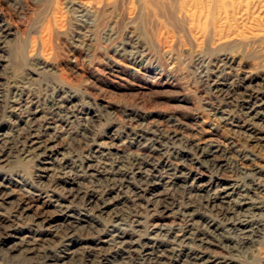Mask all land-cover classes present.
I'll return each mask as SVG.
<instances>
[{"label":"rangeland","instance_id":"rangeland-1","mask_svg":"<svg viewBox=\"0 0 264 264\" xmlns=\"http://www.w3.org/2000/svg\"><path fill=\"white\" fill-rule=\"evenodd\" d=\"M75 1L87 5L83 23ZM78 1L0 0V183L14 188L0 195V264H183L157 247L162 227L201 238L209 257L264 264V129L239 106L264 92V0ZM129 39L142 62L113 53ZM224 57L227 94H215ZM32 124L62 153L46 173L20 152ZM237 193L260 211L239 213ZM89 199L112 205L100 213ZM57 205L80 219L73 232ZM115 225L133 252L100 243Z\"/></svg>","mask_w":264,"mask_h":264},{"label":"bare ground","instance_id":"bare-ground-1","mask_svg":"<svg viewBox=\"0 0 264 264\" xmlns=\"http://www.w3.org/2000/svg\"><path fill=\"white\" fill-rule=\"evenodd\" d=\"M78 1V0H77ZM187 1V0H186ZM192 1V0H191ZM191 1H189L190 6V9H192L193 11V7L194 5L192 6L191 4ZM196 1V0H194ZM222 1V0H221ZM243 1V0H242ZM73 3V2H72ZM186 3V2H185ZM223 3V1H222ZM244 3V2H243ZM193 4H195L193 2ZM251 4V3H250ZM71 5V3H70ZM196 5V4H195ZM72 6V5H71ZM74 6H75V9L78 13V16L77 18L80 19V21L83 23L85 21H83V19L86 17V14L88 13V11L86 10L87 9V5L86 3H83L81 1H78V2H74ZM239 6V5H238ZM199 7V6H198ZM187 9V7H185ZM200 8H202V5L200 6ZM199 8V9H200ZM205 8V7H204ZM224 8V7H223ZM232 8V7H231ZM74 9V10H75ZM189 9V8H188ZM195 9V8H194ZM244 9V8H243ZM201 10V9H200ZM205 10V9H204ZM190 11V10H189ZM234 11V10H233ZM236 11V10H235ZM238 11V9H237ZM244 11V10H243ZM197 12H200V11H197ZM190 15L189 18L191 20H193L195 18V13L193 12L191 14V12H189ZM201 13V12H200ZM233 13V12H232ZM235 13V12H234ZM207 14V13H206ZM188 15V14H187ZM199 15V14H198ZM197 16V14H196ZM204 16V15H203ZM202 16V17H203ZM201 16L199 15V18L197 16V18L199 19L198 22H200ZM209 18V17H208ZM194 21H196L194 19ZM196 21V22H197ZM195 22V23H196ZM192 23V21H191ZM194 23V22H193ZM192 23V24H193ZM86 24V23H85ZM85 26V25H84ZM198 26V23L197 25ZM199 27V26H198ZM47 30H48V33L45 34L41 40V47H43L44 51L47 49L48 45H49V36H50V28H49V25L47 27ZM51 38V37H50ZM131 38V37H130ZM131 40V39H129ZM132 41V40H131ZM136 41V40H135ZM128 43V44H126ZM125 45H122L121 47H118L116 49H114L113 53L116 54V55H119V56H125V57H128L130 60L132 61H137L138 63L139 62H142L143 58L145 57V53H143V50L142 49H139L138 47V44L136 45L135 43H133V41L131 42L132 44H130L129 42H126ZM125 46L126 48L129 47V49H125ZM221 62V63H220ZM220 64H222L220 66V74L221 76L217 77L215 81H213L212 83V88L214 89V93H220L222 94L223 92L226 93V91L224 90L225 89V81H224V75L226 74L225 73V66H226V63L227 62V59L224 57L223 59L220 60ZM136 64V63H135ZM41 66H43V68H46V62H41L40 63ZM219 68V67H218ZM16 85V84H15ZM12 86V85H11ZM19 88V87H18ZM25 88V87H24ZM248 89V88H247ZM11 90V89H10ZM247 91V90H246ZM254 91V90H253ZM24 92V91H23ZM258 92V93H257ZM255 93H252L251 94H243L244 95V98L240 101V107L242 108L243 110V113L241 114V117H243L245 119V122L246 123H251V124H254V125H258L260 126L259 129H264V127H262V125H264V92H259L257 91ZM0 94H1V88H0ZM227 94V93H226ZM3 95V94H2ZM232 97V96H231ZM1 98V97H0ZM4 98V97H3ZM14 98V96H13ZM231 99V98H229ZM19 100V99H17ZM17 100H14L12 101V104L10 106V112L14 113V111H16V107H19L20 106V101H17ZM10 101V100H9ZM239 102V101H237ZM238 104V103H237ZM62 105V104H61ZM21 106H25V105H21ZM21 109V108H20ZM8 111V110H7ZM20 112V110H18ZM18 112V113H19ZM17 113V115H18ZM28 113V112H27ZM27 113L26 116L28 115ZM24 115V113H22ZM21 117H23L21 115ZM28 117V116H27ZM10 118V117H9ZM24 121V120H23ZM32 120L31 119H27V123L28 124L29 122H31ZM244 121V120H242ZM223 122V121H222ZM242 127V126H241ZM35 126L32 124L31 127H30V133L25 136V137H21V135H18V144L20 145V152L22 154V156H24V158H31L37 162H41V164L43 165V168H42V173H46L47 171L49 172L50 169L48 168L49 165H52V161H53V158H56L58 156H61L62 157V153L60 154L58 152V148H56V141L55 139L52 138H49L47 140H44L43 137L41 135L38 134V132L36 130H34ZM49 128V127H48ZM242 129V128H241ZM13 131V130H12ZM250 132V131H249ZM16 133H18L16 131ZM7 135L3 134L0 132V164H3L6 162V157H5V151L7 150L6 148V138ZM17 137V136H16ZM57 139V138H56ZM261 140V139H260ZM197 142V141H196ZM192 146V145H191ZM198 146V145H197ZM204 147V146H203ZM191 148V147H189ZM205 148H206V145H205ZM204 148V149H205ZM208 148V147H207ZM191 150V149H190ZM196 150V149H195ZM194 150V151H195ZM210 150V148L208 149ZM205 152V150H204ZM195 153V152H194ZM104 154V153H103ZM202 154V153H200ZM217 154H218V151L216 150H210L209 151V154L208 156L211 158V159H214L215 157H217ZM98 155V154H97ZM66 156V155H64ZM99 156V155H98ZM106 156V155H105ZM201 156V155H200ZM219 156V155H218ZM104 157V156H103ZM102 158V157H101ZM64 158H60V161L62 162ZM100 159V157H99ZM209 159V158H208ZM218 159V158H216ZM102 160V159H101ZM215 161V160H214ZM213 161V162H214ZM215 163V162H214ZM90 165V164H89ZM222 165V164H220ZM41 166V165H40ZM88 166V165H86ZM215 166V165H214ZM93 168V167H92ZM139 168V167H138ZM215 168V167H214ZM222 168V167H221ZM98 169V168H97ZM140 169V168H139ZM138 169V170H139ZM220 169V168H219ZM224 169V167H223ZM141 170V169H140ZM258 170V169H257ZM97 171V170H96ZM118 171V169L116 170ZM120 171V170H119ZM137 171V170H136ZM148 173H149V170H147ZM219 171V170H218ZM264 171V170H263ZM102 173V172H101ZM100 173V174H101ZM119 173V172H118ZM95 174V173H94ZM109 174V173H108ZM115 174V173H114ZM127 174V173H126ZM131 174V173H130ZM146 174V173H145ZM144 174V175H145ZM93 175V174H92ZM122 175V174H121ZM148 175V174H147ZM146 175V176H147ZM150 175V174H149ZM148 175V176H149ZM40 177V176H39ZM125 177V176H124ZM144 177V176H143ZM141 179V178H140ZM152 179V178H151ZM12 183L8 182L6 180H2L1 183H0V195L3 196V198H5V200H10L11 197L13 196V192H14V188L12 187ZM229 186V185H228ZM232 186V185H231ZM233 187H227V186H224L222 187L221 189L217 190L219 194H222L223 197H230L232 195V192H233ZM264 189V188H263ZM244 190V189H243ZM216 191V190H215ZM237 192V191H235ZM217 193V194H218ZM247 193V192H246ZM241 194V193H240ZM237 195H239V193H237ZM236 195V196H237ZM262 196V195H261ZM37 197L36 195L32 196V200ZM217 197V196H216ZM263 197V196H262ZM13 198V197H12ZM226 198V199H227ZM252 199V198H251ZM260 199V198H259ZM35 200H38V199H35ZM231 200V199H230ZM229 200V201H230ZM237 200H238V212L242 213V215L244 214L246 216L247 215H250L253 211L254 212H257V211H260L259 209H257L254 205H249L247 203L248 199L245 198L244 195H239V197H237ZM256 200V199H255ZM254 200V201H255ZM4 201V200H3ZM34 201V200H33ZM214 201V200H212ZM227 201V200H226ZM225 201V202H226ZM253 201V200H252ZM261 201V200H260ZM232 202V201H230ZM67 203V202H66ZM92 203H95V206H97L95 209L100 212V213H103V212H106V210H108V208H110V206L112 205L111 202L107 203V202H102V205L99 206L98 204L96 205L97 202H95V200H92V199H89L88 200V205L89 206H92ZM236 203V205H237ZM250 203H254V202H250ZM261 203V202H260ZM255 204V203H254ZM264 205V204H263ZM20 206V205H19ZM59 207L60 210H65V213L67 215H64L65 218H67V222H69V226L72 227V229H70V231H74L75 228L78 226V222H79V218H75L72 214H69L67 211H68V208H65L64 205H57ZM259 206V205H258ZM99 207V208H98ZM22 209V207H19ZM31 207H30V204L26 206V209H23V212L25 213H29V211H31ZM236 211V210H235ZM234 215V214H233ZM255 215V213H254ZM239 216V215H238ZM241 216V214H240ZM244 216V218H246ZM62 217V216H61ZM228 217V216H227ZM249 217V216H248ZM232 218V217H231ZM243 219V218H242ZM247 219V218H246ZM56 220V219H55ZM231 220V219H229ZM236 221V220H235ZM262 221V220H261ZM260 221V222H261ZM254 222V221H253ZM245 223V222H244ZM250 223V222H249ZM243 224V223H242ZM261 224V223H259ZM121 225V224H120ZM118 227H122V226H119ZM116 225L115 226H111L110 229H108L101 237L102 241L100 242L103 246H107L109 249H126V251L124 252H133V248H134V243L132 242H129L127 241V238L125 236V233L123 231H121V229H119ZM185 227V226H184ZM187 227V226H186ZM191 227V226H190ZM255 227V226H254ZM193 228V227H192ZM68 229V228H67ZM169 229V228H168ZM184 229V228H183ZM194 229V228H193ZM249 229V228H248ZM253 228H250V230H244L242 234H244V236H250L252 237L253 239L256 237V233L253 234V231H252ZM188 230V229H187ZM105 231V230H104ZM183 231V230H182ZM179 233L178 231L172 229L170 230H166L164 229L163 227L162 228H159L155 235L158 233L159 236L161 235L163 238H164V243H158L159 246H157L159 249H161V251L164 253V252H170L171 254H180V257L183 256V258H185V263H189V264H238V263H235L231 260H224V259H216V257H209L207 256V254L205 252H202V247L200 245L198 246H195V241L199 242L201 245L204 244V240H202L201 238L200 239H196L195 241H192V238L189 234L187 233ZM221 231V230H220ZM236 231V230H235ZM242 231V230H241ZM154 232V231H153ZM193 232V231H192ZM195 232V231H194ZM193 232V233H194ZM255 232V231H254ZM192 233V234H193ZM68 234V233H67ZM157 234V235H158ZM218 234V233H217ZM194 235V234H193ZM197 235V234H195ZM259 235V234H258ZM257 235V236H258ZM143 237V236H142ZM153 237V236H152ZM161 237V238H162ZM207 237V235H206ZM154 238V237H153ZM159 238V237H158ZM131 240V239H130ZM161 240V239H159ZM212 240V239H211ZM216 240V239H215ZM218 240V239H217ZM216 240V241H217ZM245 240V238H244ZM158 241V240H157ZM256 241V240H255ZM136 242V241H135ZM26 243V242H25ZM139 243V242H138ZM198 243V244H199ZM216 243V242H215ZM219 243V242H218ZM144 244V243H143ZM213 244V243H212ZM145 245V244H144ZM148 245V244H147ZM154 245V244H153ZM139 246V245H138ZM222 246V245H221ZM218 247V246H217ZM204 248V247H203ZM230 248V247H229ZM139 249V248H138ZM15 250V249H14ZM208 250V249H207ZM139 251V250H137ZM140 251L142 253H144L145 256H151L154 254V249L151 245V247H141L140 248ZM139 251V252H140ZM196 251V252H194ZM205 251V250H204ZM210 251V250H209ZM160 253V252H159ZM215 254V253H214ZM140 255V254H139ZM142 255V254H141ZM159 255V254H158ZM156 255V256H158ZM163 255V254H162ZM168 255V254H167ZM161 256V254H160ZM140 257V256H139ZM164 257V256H163ZM172 257V256H171ZM174 257V256H173ZM156 259V258H155ZM166 259V258H165ZM149 261L151 259H148ZM184 260V259H183ZM154 261V260H152ZM182 261V260H181ZM160 262V261H159ZM183 262V264H185ZM160 264V263H158Z\"/></svg>","mask_w":264,"mask_h":264}]
</instances>
